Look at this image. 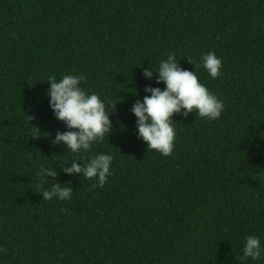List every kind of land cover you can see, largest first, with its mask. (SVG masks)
Here are the masks:
<instances>
[{
  "label": "trees",
  "instance_id": "1",
  "mask_svg": "<svg viewBox=\"0 0 264 264\" xmlns=\"http://www.w3.org/2000/svg\"><path fill=\"white\" fill-rule=\"evenodd\" d=\"M210 51L217 79L200 63ZM169 52L224 111L175 114L164 157L137 138L131 109L164 89L142 73ZM66 74L113 107L90 153L52 143L68 129L47 79ZM99 153L114 157L103 188L61 170ZM42 165L70 200H43ZM252 234L264 244V0H0V264H239Z\"/></svg>",
  "mask_w": 264,
  "mask_h": 264
},
{
  "label": "clouds",
  "instance_id": "2",
  "mask_svg": "<svg viewBox=\"0 0 264 264\" xmlns=\"http://www.w3.org/2000/svg\"><path fill=\"white\" fill-rule=\"evenodd\" d=\"M200 63L212 79L222 75V59L215 52L201 54ZM143 76L151 81L155 77L159 87H146L143 100H137L131 112L136 117L137 138L142 140L147 149L155 150L164 157L172 155L175 146V127L173 117L183 114L187 117L194 110L196 116L215 121L224 111V102L200 82L195 72L181 68L174 52H169L166 59H161L157 66L143 69ZM85 80L83 74H66L59 80L50 76V84L46 92L49 106L57 120L62 122L68 131L57 132L52 139L54 145L63 144L73 154L90 153L93 146L102 142L112 131L109 108L96 93L89 94L81 84ZM137 94V93H136ZM115 107V106H114ZM114 157L111 153H99L73 159L61 170L68 176L81 175L83 179L92 180V188H103L112 175ZM82 161L83 163H77ZM59 173L52 167L40 166L37 177L41 181L37 185L43 200L67 201L72 198L73 188L66 187L57 180ZM53 179L57 182L45 189L43 181ZM0 248V253H6ZM239 264H253L264 259V244L256 235L244 238L243 255L237 257Z\"/></svg>",
  "mask_w": 264,
  "mask_h": 264
}]
</instances>
